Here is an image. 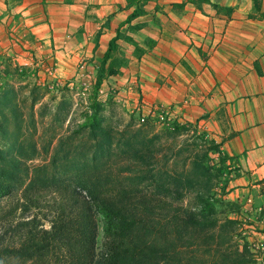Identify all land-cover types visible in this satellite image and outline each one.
<instances>
[{
    "label": "rangeland",
    "instance_id": "1",
    "mask_svg": "<svg viewBox=\"0 0 264 264\" xmlns=\"http://www.w3.org/2000/svg\"><path fill=\"white\" fill-rule=\"evenodd\" d=\"M21 18L15 10L7 20H0V172L13 173L17 157L29 172L25 185L51 174L76 186L83 185L91 173L102 174L116 191L142 186L155 191L159 183L175 188L174 179L178 183L185 178L199 180L211 187L204 188L202 202L215 208L214 232L219 233V224L226 220L236 221L234 231L223 236L224 248L247 246L248 264H264V197L235 200L228 196L239 172L217 142V132L200 119H187L182 110L174 109L175 104L153 101L143 92L146 80L139 74L122 78L120 50L102 65L103 59L94 62L91 47H85L89 54L72 64L61 60L53 48L39 50L28 42ZM196 162L201 166L194 168ZM22 189L15 196L0 197V216L22 198ZM194 192L186 191L183 198L176 192L167 197L160 194L171 206L199 209ZM49 210V206L30 210L26 216L37 215L40 224L50 228ZM96 221L100 250L105 218L99 210ZM147 232L150 240L156 237L154 231Z\"/></svg>",
    "mask_w": 264,
    "mask_h": 264
},
{
    "label": "crops",
    "instance_id": "2",
    "mask_svg": "<svg viewBox=\"0 0 264 264\" xmlns=\"http://www.w3.org/2000/svg\"><path fill=\"white\" fill-rule=\"evenodd\" d=\"M259 1L256 8L254 0H148L146 13L128 22L135 5L127 7V0H0V20L18 11L28 42L39 50L53 48L72 64L89 54L85 47L97 63L117 37L111 53L123 52L122 78L139 74L153 101L175 104L187 119L210 125L238 168L228 196L252 200L264 197V0Z\"/></svg>",
    "mask_w": 264,
    "mask_h": 264
},
{
    "label": "trees",
    "instance_id": "3",
    "mask_svg": "<svg viewBox=\"0 0 264 264\" xmlns=\"http://www.w3.org/2000/svg\"><path fill=\"white\" fill-rule=\"evenodd\" d=\"M127 1V7L135 5V9L126 21L146 13L148 0ZM259 3L254 0L256 8ZM116 39L110 41L102 65L116 48ZM12 165L13 173L0 172V197L15 196L29 177L17 157ZM194 166L201 165L196 162ZM10 177L18 181H10ZM109 180L91 173L83 185L76 186L55 174L32 178L21 190L22 198L0 216V264H248L247 246L243 250L224 248L223 236L234 231L236 221L219 224V233L213 230L217 227L215 208L202 202L204 188L210 186L185 178L179 183L174 179L175 188L159 183L155 191L143 186L116 191L109 187ZM186 191L196 192L199 209L171 206L166 199L173 192L183 198ZM47 206L52 215L50 228L40 224L37 215L26 216L30 210L43 211ZM97 210L105 218L100 250ZM148 230L156 234L152 240ZM188 250L194 254L188 256Z\"/></svg>",
    "mask_w": 264,
    "mask_h": 264
}]
</instances>
